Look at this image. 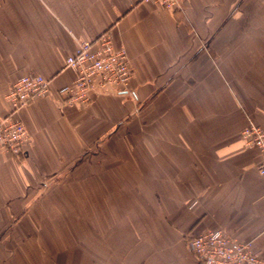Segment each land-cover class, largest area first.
<instances>
[{
    "label": "crops",
    "instance_id": "crops-1",
    "mask_svg": "<svg viewBox=\"0 0 264 264\" xmlns=\"http://www.w3.org/2000/svg\"><path fill=\"white\" fill-rule=\"evenodd\" d=\"M110 32L127 91L67 104L81 41ZM52 91L0 153V264H201L222 228L264 258V175L241 131L264 126V0H0V119L21 75Z\"/></svg>",
    "mask_w": 264,
    "mask_h": 264
},
{
    "label": "built area",
    "instance_id": "built-area-1",
    "mask_svg": "<svg viewBox=\"0 0 264 264\" xmlns=\"http://www.w3.org/2000/svg\"><path fill=\"white\" fill-rule=\"evenodd\" d=\"M140 1L154 3L162 9L178 8L181 3V0ZM65 67L76 73L70 84L58 89L67 104L89 102L94 92L127 91L133 73L126 49L115 46L110 32L81 41L75 53L66 58ZM51 91V79L39 73L21 75L12 83L6 95L11 112L0 119V153L8 151L18 156L23 152L29 135L17 113ZM241 136L247 147L259 150L262 158L259 172L264 175V126L249 123L242 129ZM188 246L201 264H264V258L250 242L239 241L222 228L190 236Z\"/></svg>",
    "mask_w": 264,
    "mask_h": 264
},
{
    "label": "bare ground",
    "instance_id": "bare-ground-1",
    "mask_svg": "<svg viewBox=\"0 0 264 264\" xmlns=\"http://www.w3.org/2000/svg\"><path fill=\"white\" fill-rule=\"evenodd\" d=\"M133 75V74H132Z\"/></svg>",
    "mask_w": 264,
    "mask_h": 264
}]
</instances>
